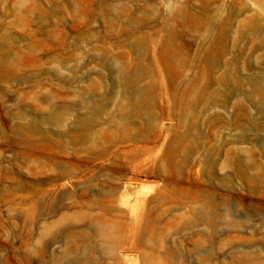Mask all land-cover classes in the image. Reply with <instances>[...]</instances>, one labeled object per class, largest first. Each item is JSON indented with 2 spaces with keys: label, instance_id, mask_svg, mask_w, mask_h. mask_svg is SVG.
Wrapping results in <instances>:
<instances>
[{
  "label": "rangeland",
  "instance_id": "374dc122",
  "mask_svg": "<svg viewBox=\"0 0 264 264\" xmlns=\"http://www.w3.org/2000/svg\"><path fill=\"white\" fill-rule=\"evenodd\" d=\"M0 264H264V0H0Z\"/></svg>",
  "mask_w": 264,
  "mask_h": 264
}]
</instances>
